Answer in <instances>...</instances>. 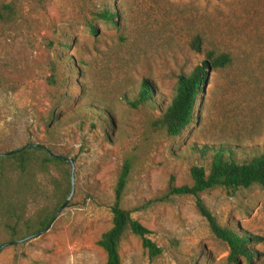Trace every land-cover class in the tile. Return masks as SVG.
<instances>
[{"label":"rangeland","instance_id":"obj_1","mask_svg":"<svg viewBox=\"0 0 264 264\" xmlns=\"http://www.w3.org/2000/svg\"><path fill=\"white\" fill-rule=\"evenodd\" d=\"M6 5L0 154L43 145L73 166L47 163L45 151L28 153L23 171L0 158V264H105L98 242L112 227L126 161L122 207L162 254L151 258L128 231L123 264H230L197 198L170 187L192 186L194 167L209 174L212 151L229 150L240 164L264 152V0H0ZM104 12L116 15L113 23ZM211 53L232 62L208 70L193 123L179 137L158 131L181 76ZM144 83L153 101L135 109ZM73 167V196L53 222L72 193ZM200 199L222 227L261 239L250 247L253 264H264V189L218 188ZM45 218L52 226L32 238Z\"/></svg>","mask_w":264,"mask_h":264},{"label":"trees","instance_id":"obj_2","mask_svg":"<svg viewBox=\"0 0 264 264\" xmlns=\"http://www.w3.org/2000/svg\"><path fill=\"white\" fill-rule=\"evenodd\" d=\"M10 5L0 7V19L9 18L12 13ZM99 17L107 22H114L115 14L104 12ZM92 32L96 33L92 27ZM199 51V48L197 49ZM209 59L202 66H198L191 74L183 75L178 84L177 95L171 104L155 121L154 127L169 137H179L193 123L195 109L203 87L207 82L209 69H224L232 62L230 55L209 54ZM153 101V91L149 84L144 83L136 101H130L133 108ZM44 151L42 149H19L12 156L1 161L15 159L18 168L26 170L30 166L28 153ZM46 152V151H45ZM213 152V161L209 174L203 167H194L191 170L192 186L174 187L171 185L170 193L175 196H190L197 198V207L200 214L208 221L214 236L225 243L230 251V264H241L245 258L253 264L258 253L250 247L252 243L260 242V238L252 237L239 230L225 228L219 225L215 217L205 207L200 195L218 188L236 192L241 189L259 187L264 189V152L254 157L250 162L240 164L234 159L232 152L226 149H218ZM47 153V152H46ZM230 155V156H229ZM47 163L66 164L63 160L51 157L48 153L45 158ZM131 164L126 161L121 169L115 188V201L111 208L113 215L112 227L105 232L98 246L105 252L107 260L105 264H123L119 253L120 242L126 232H130L142 241V246L148 251L151 258L162 254V250L149 237L151 231L131 217V213L122 207L125 190L131 175ZM51 220L45 218L41 221V227L45 230ZM43 232V231H42Z\"/></svg>","mask_w":264,"mask_h":264},{"label":"water","instance_id":"obj_3","mask_svg":"<svg viewBox=\"0 0 264 264\" xmlns=\"http://www.w3.org/2000/svg\"><path fill=\"white\" fill-rule=\"evenodd\" d=\"M24 149H42V150L46 151L51 157H53L55 159H58V160H63L66 163H68V164H70V165L73 166V160L71 158L62 157V156H55L51 152H49V150L45 146H43V145H28V146H25ZM16 152H17V150L11 151V152H8V153H4V154H0V158H4V157H7V156H12ZM73 174H74V167H73L72 177H71V181H72V193L69 196V198L66 200V202L60 207V209L56 213V215L54 216L53 222L57 219V217L60 215V213L68 206V204H69V202H70V200H71V198L73 196V193H74V176H73ZM52 223L43 232L35 235L32 238H36V237L40 236L42 233L47 232L50 229V227L52 226Z\"/></svg>","mask_w":264,"mask_h":264}]
</instances>
